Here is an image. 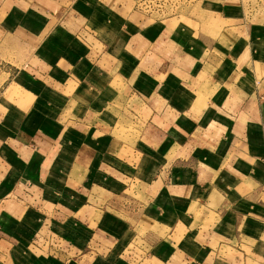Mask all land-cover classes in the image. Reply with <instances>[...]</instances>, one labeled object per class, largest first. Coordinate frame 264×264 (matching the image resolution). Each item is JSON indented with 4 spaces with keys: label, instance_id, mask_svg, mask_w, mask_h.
Here are the masks:
<instances>
[{
    "label": "crops",
    "instance_id": "obj_1",
    "mask_svg": "<svg viewBox=\"0 0 264 264\" xmlns=\"http://www.w3.org/2000/svg\"><path fill=\"white\" fill-rule=\"evenodd\" d=\"M220 4L0 0V264H264V0Z\"/></svg>",
    "mask_w": 264,
    "mask_h": 264
},
{
    "label": "rangeland",
    "instance_id": "obj_2",
    "mask_svg": "<svg viewBox=\"0 0 264 264\" xmlns=\"http://www.w3.org/2000/svg\"><path fill=\"white\" fill-rule=\"evenodd\" d=\"M223 1L226 2V0H133L134 9L138 11L139 18L147 16L151 17V20L163 21L171 17L175 22L182 20L188 22L189 25H196V23L193 20L190 21L187 17L201 19L205 13H210L212 8L217 7L218 4L221 5L220 3H223ZM262 1L243 0V3L247 9H252ZM117 128H114L113 133L124 140L130 139L129 137L138 133L131 125Z\"/></svg>",
    "mask_w": 264,
    "mask_h": 264
}]
</instances>
